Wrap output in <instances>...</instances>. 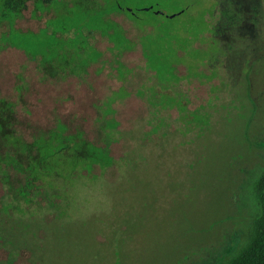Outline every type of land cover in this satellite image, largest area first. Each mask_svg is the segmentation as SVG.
<instances>
[{
    "label": "rangeland",
    "instance_id": "obj_1",
    "mask_svg": "<svg viewBox=\"0 0 264 264\" xmlns=\"http://www.w3.org/2000/svg\"><path fill=\"white\" fill-rule=\"evenodd\" d=\"M33 1L15 46L0 47V97L25 138L62 123L94 157L42 166L44 199L34 186L0 218L21 235L0 245V264H214L264 164V0H70L63 15L66 0L41 13ZM63 16L79 50L69 57L70 42L44 30ZM56 50L78 74L30 58ZM6 173L0 200L23 182Z\"/></svg>",
    "mask_w": 264,
    "mask_h": 264
},
{
    "label": "trees",
    "instance_id": "obj_2",
    "mask_svg": "<svg viewBox=\"0 0 264 264\" xmlns=\"http://www.w3.org/2000/svg\"><path fill=\"white\" fill-rule=\"evenodd\" d=\"M28 1L29 0H0V26L2 24L7 26V29L0 33V47L4 45L15 46L14 42L11 40V33L15 29V20L22 16L23 10L27 8ZM50 1L51 0H34V12L41 13L44 10H49ZM81 1L87 6L92 4L93 7L97 9H101L103 5L108 2V0ZM70 4L71 1L66 0V3L59 8L62 9V15L65 14L64 10H66L67 14L71 13L68 9ZM117 8L122 10L121 6ZM53 16L54 15L49 18ZM65 19L64 16L61 17L59 21H57L59 25H57V22L53 23V21H51L44 30L48 31L51 29L50 34L52 36L70 42L69 46L65 47V56L69 57L73 51L79 50L74 46L76 31L73 27L67 26ZM115 24L117 23L114 22V25ZM110 31L111 29L100 31L99 35L106 37L111 42L109 35H111L112 32L110 33ZM87 44L89 43L84 41L81 46L84 48ZM113 48L114 45L111 49L112 51H114ZM97 53L96 59L100 54L98 50ZM57 54V57L52 60L45 59L46 52L42 54L37 53L30 58L36 60L38 67L43 68L46 73L51 76H56L62 71H67V73L70 74H78L72 70H64L68 65L66 61H64L66 63L64 66L61 62H58L59 58H61L60 55L63 54V50H58ZM120 54L116 53V55ZM90 62H92V60L87 58L86 64L89 65ZM17 125H19V121L16 117L14 103L6 98L0 97V172H2L6 183L14 176L11 173H6L7 169L12 170V173L18 174L23 178V182L19 185L13 187L8 186L9 195L0 200V218L2 215H7L4 213L7 210L10 212V210L7 209L9 205L12 209H16L17 207L20 208V206H22V200L29 197V194L32 193L31 189L34 186L37 188L36 197L42 195L44 199V189L42 190L38 186V178L39 175H42L43 165L50 163L54 164L58 158L62 155H66L70 157L71 163L76 167L80 161L85 159H91L92 161L94 157V150L90 147H95V145L83 140L78 131L66 133V126L62 123H56L50 129L32 135L30 138H25L18 130ZM102 148L107 154V143ZM95 163L96 162L93 161L90 167ZM47 172H49V170H47ZM51 176L56 177L58 175L53 174ZM250 189L251 198H248L245 202V213L240 215L241 217L238 220L240 227L234 232L230 245L217 257L214 264H264V164L259 169L255 178L251 181ZM24 192H26L27 195H23ZM10 196H12L11 201L8 200ZM51 204H53V202H51ZM14 224L13 219L9 225L0 221V245L5 246V244H7L6 242L21 244V241H19V236L21 235L15 231ZM9 254L11 255L8 250V255ZM6 260L4 262H6Z\"/></svg>",
    "mask_w": 264,
    "mask_h": 264
},
{
    "label": "water",
    "instance_id": "obj_3",
    "mask_svg": "<svg viewBox=\"0 0 264 264\" xmlns=\"http://www.w3.org/2000/svg\"><path fill=\"white\" fill-rule=\"evenodd\" d=\"M145 9H148V8H145ZM155 12H156V13H160V14L162 13L161 10H156ZM173 16H175V14H169V15H168V17H170V18L173 17Z\"/></svg>",
    "mask_w": 264,
    "mask_h": 264
}]
</instances>
